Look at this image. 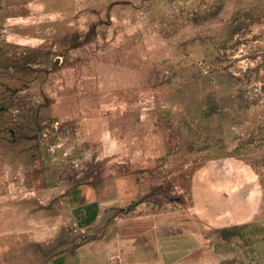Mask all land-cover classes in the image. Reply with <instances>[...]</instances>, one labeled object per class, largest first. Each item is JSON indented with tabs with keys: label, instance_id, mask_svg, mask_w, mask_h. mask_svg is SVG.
Here are the masks:
<instances>
[{
	"label": "rangeland",
	"instance_id": "rangeland-1",
	"mask_svg": "<svg viewBox=\"0 0 264 264\" xmlns=\"http://www.w3.org/2000/svg\"><path fill=\"white\" fill-rule=\"evenodd\" d=\"M147 218L264 264V0H0V264Z\"/></svg>",
	"mask_w": 264,
	"mask_h": 264
},
{
	"label": "crops",
	"instance_id": "crops-1",
	"mask_svg": "<svg viewBox=\"0 0 264 264\" xmlns=\"http://www.w3.org/2000/svg\"><path fill=\"white\" fill-rule=\"evenodd\" d=\"M99 192L88 190L87 203L98 200ZM87 205V204H86ZM130 221L131 230L90 241L71 252L53 256L49 264H200L206 253L195 230L169 228L151 218ZM139 223H143L140 225ZM144 223H148L144 225Z\"/></svg>",
	"mask_w": 264,
	"mask_h": 264
}]
</instances>
